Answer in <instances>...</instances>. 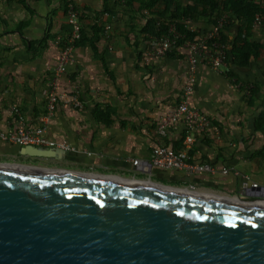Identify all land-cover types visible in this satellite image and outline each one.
<instances>
[{
    "label": "crops",
    "instance_id": "0c3cea01",
    "mask_svg": "<svg viewBox=\"0 0 264 264\" xmlns=\"http://www.w3.org/2000/svg\"><path fill=\"white\" fill-rule=\"evenodd\" d=\"M23 4L33 10L34 14H29ZM64 4V0H0L2 131L9 132L16 128L17 111L21 113L27 126L38 125L43 117L44 102L51 85H55L58 93L68 98L67 93L71 89L69 73L72 67L67 73H56L60 53L57 39L62 38L67 31ZM113 17L114 15L107 14L100 16L103 21ZM47 26V40L40 47H30L28 42H38L44 38L48 32ZM254 29L255 27L252 40L263 46L260 58H264V32L257 34ZM89 30L91 32L90 26L85 24L84 33L88 40L92 37ZM114 42L115 38H112L108 43L109 47L115 46ZM106 45L103 39L98 38L96 56L89 46L90 55L97 61L90 58L80 61L82 87L85 86V80L96 84V79L92 77L94 72L92 76L85 77L86 64L93 65L96 69L99 67L98 73L102 71L108 74L103 69V61L109 72L114 73L115 85L119 86L123 76L125 77V89H131L136 94L135 110L150 120L153 119V127L140 122L136 126L132 123L119 127L116 124L104 126L91 116L93 106H85L86 113L66 112L59 123L51 119L47 124V136L50 139L74 146L77 153L55 151L54 155L36 157L25 154L22 147L0 142V163L144 177L145 174L132 166L131 160L149 161L151 149L159 141L155 132L157 122L164 112L181 101V83L186 74L185 58L178 54L180 58L165 57L162 60L148 61L147 64L151 65L155 73L149 83L142 84L141 78L145 76V72L136 69L140 63L135 54L128 50L107 49ZM258 60H252L248 68L228 67L227 71L234 73L241 82L250 83L249 71ZM77 63L80 64L78 61ZM229 63L231 64L230 61ZM223 68L200 66L193 93L188 99L189 105L206 115L211 124L210 132L198 138L188 150L189 159L193 163L213 166L215 173L162 171L153 168L147 179L193 186L214 193L237 194L245 183L242 177L247 176L250 180L249 187L254 183L264 188V158L253 157L264 146V135L254 132V119L264 109V101L261 102L264 92L253 96L252 103L249 104L242 93L234 92ZM262 71L264 72V68ZM100 75L105 82L103 75ZM95 96L97 95L93 93L92 98ZM80 103L81 107L78 109L83 107L82 101ZM111 118L114 121L115 115ZM128 119L130 121V116ZM183 138L184 127L180 124L170 129L161 141L181 151ZM223 169H235L240 176L223 175Z\"/></svg>",
    "mask_w": 264,
    "mask_h": 264
},
{
    "label": "water",
    "instance_id": "95a60500",
    "mask_svg": "<svg viewBox=\"0 0 264 264\" xmlns=\"http://www.w3.org/2000/svg\"><path fill=\"white\" fill-rule=\"evenodd\" d=\"M0 264H264V188L0 163Z\"/></svg>",
    "mask_w": 264,
    "mask_h": 264
},
{
    "label": "rangeland",
    "instance_id": "374dc122",
    "mask_svg": "<svg viewBox=\"0 0 264 264\" xmlns=\"http://www.w3.org/2000/svg\"><path fill=\"white\" fill-rule=\"evenodd\" d=\"M65 1L66 0H64V2ZM72 1L75 3V5L78 8V12L80 14L81 31L83 33L85 31V24L90 26L91 29V32L89 30L90 36H92V28L98 25L97 28H99L100 31L99 34L100 37L98 36V38L103 39L106 42L107 49L111 48V50L112 49L128 50V51H132L133 54H135L136 60L140 63L138 67L136 66V69L137 70L141 69L144 70L145 72L144 73L145 76L141 78L142 84H144L145 82L149 83L155 73L154 70L151 69V65L147 64L148 61L155 59L162 60L163 58H165L164 51H162L163 48L162 44L164 38L166 39L167 43L170 44V47L173 46L172 39L178 40L180 38L174 30V25L176 24L182 25L187 30L197 33L198 36L195 38L193 42H188L179 46L178 48L172 47V49H170V51L175 50L177 54L182 55L185 58V60L183 61L186 62V68H185L186 74L183 83H181L183 89L182 90V96H183V91L187 83V76L189 73V60H188L189 51L192 46H197V43L201 40L200 38L206 35L207 32L210 30V28L214 26L212 22L207 21V19L205 18H200L196 21H191V20L172 21L169 18V14H167L164 20H160V23L161 24L163 23V26H166L168 28L166 33H162L163 36H167V37H161L159 39H155V38L146 39L147 36H145L141 32V30L145 25L147 12L142 9V6L140 4L134 3L131 8H128L125 6L124 1L121 0L115 10L114 17L111 18L110 20L103 21L100 18V16H102L100 15V11L104 0H72ZM255 2L264 6V0H255ZM181 4L184 7H188L190 9H198L196 5H194L189 1H181ZM225 21L226 19L222 18L221 20H218L216 24L221 25L220 32L222 34L227 35L229 40H231L235 36V28L229 30L225 29V24H226ZM254 27L256 29L257 34L258 32L260 33L264 32V24H261L260 21L256 22L254 24ZM66 34L67 31L65 32L64 36ZM112 38H115V42H114L115 46L113 45V47H109L110 44L108 43ZM252 38L254 39V37ZM89 46H90L89 42L86 41L81 43L79 42L77 45H73V51L69 55V62L67 64V69L65 70V73H67L69 68L72 67V71L69 73L71 89L69 93H67L68 98L63 97L59 93L58 104L50 120L52 119L59 123L61 117L66 116V112L77 113V114L86 113V107L88 106L91 107L94 106L95 104H99L103 108L106 106H110L114 108L115 119L112 125L116 124V126L119 127L125 123H132L134 126H136L137 122H140L142 125H147L148 127L151 126L152 128L154 122L153 119L150 120V118L145 117V115H142V113L140 114V112L135 110L136 107L134 101H136V94H134L131 91V89L128 90L125 89L124 76L120 82V85L117 86L115 85V82L111 80L110 75L105 74L102 71L100 73L97 72L99 67L96 69L94 68L93 65L86 64L85 77L89 75L92 76V72H94L92 77L96 79V84L92 82L87 83V81L85 80L84 81L85 86L82 87V84L80 83L82 64L80 63V61L87 58L97 61L95 57L90 55ZM222 47H223V51L226 53L227 50L229 49V43ZM216 51L217 50H213V53H215ZM194 56H196L199 59V62L197 63V67H196V74L200 66H208L214 68L208 60H205L204 58L205 53L201 52L200 49H198L195 52ZM77 61L80 63L79 65ZM258 61H259L258 63H254L253 68L251 69V71H249L250 79L248 80L251 82L249 83L242 81L243 83H241L242 84L241 87L238 86L239 87L238 92L234 91L235 93H242L243 96L247 98V100L250 98L248 89L252 87L254 88L255 86H257V84H259V87L257 86L258 87L257 95H259V93L264 92V75H263L264 72L262 71V69L264 68V58H260ZM223 64L224 65L221 66L220 68L224 67L223 68V70H225L224 74L227 75L229 72L227 71L229 64V59L227 57L225 59V62H223ZM100 74L103 75L105 82L103 81ZM112 74L114 76L113 72ZM245 85H247V87ZM234 87L235 85H232V88ZM52 88L53 86L51 85L49 92L51 91ZM74 90H78L79 92V99L80 101H82L83 104L82 105L83 107L81 109L74 108V106L70 103L69 94ZM93 93L97 95L95 96V98H92ZM83 95H84V99H83ZM182 96H181V100H182ZM46 101H47V97L45 99L44 106L46 105ZM263 101H264V93L262 94L261 102ZM143 112H145V110H143ZM45 113L46 112L44 107V111L42 115L44 116ZM129 116L131 118L130 121L128 119ZM74 121H76V119ZM150 134H152V132ZM147 177H149V175L145 174L143 178L147 179Z\"/></svg>",
    "mask_w": 264,
    "mask_h": 264
},
{
    "label": "built area",
    "instance_id": "2783aa9c",
    "mask_svg": "<svg viewBox=\"0 0 264 264\" xmlns=\"http://www.w3.org/2000/svg\"><path fill=\"white\" fill-rule=\"evenodd\" d=\"M65 17L67 24V34L63 38L57 39V44L60 46V53L58 65L56 69L57 74H63L69 62V55L73 51V45L80 40L81 37V23L78 8L72 0H66L64 4ZM259 22V19L256 20ZM220 24L214 25L210 28L206 35L197 43V46H192L189 54V73L187 76V83L185 85L182 100L175 106L164 112L163 116L155 126L156 136L159 139L150 152V159L148 162L139 160H131L132 166L136 169L140 168L141 173L145 174L143 170L148 167L162 171H183V172H208L215 173L213 166L193 163L188 156V150L192 148L198 138L206 136L211 130V124L208 118L200 111L189 105L188 99L193 92L196 83V67L199 59L194 56L195 52L200 49L205 53V60H208L214 68L223 66V62L227 54L223 51L222 45L214 42L218 39L220 32ZM173 44H174V40ZM162 51H170L172 47L163 40ZM213 50H217L213 53ZM47 94V101L45 105V115L41 122L35 126H27L22 120L21 113L17 111V125L12 131L5 132L0 130V142L19 147H34L46 150H57L61 152L77 153V149L64 141L52 140L47 136V124L56 110L59 100V93L55 85ZM234 91L238 92L239 87L235 86ZM70 103L74 108H80L79 92L74 90L69 94ZM184 127L183 150L177 151L161 139L167 135V132L177 125ZM223 175H232L234 177L240 176L235 169H223ZM245 183H249V177H242ZM252 187H258L257 184L251 183ZM192 187L193 186H189Z\"/></svg>",
    "mask_w": 264,
    "mask_h": 264
},
{
    "label": "trees",
    "instance_id": "16d2710c",
    "mask_svg": "<svg viewBox=\"0 0 264 264\" xmlns=\"http://www.w3.org/2000/svg\"><path fill=\"white\" fill-rule=\"evenodd\" d=\"M121 0H104L100 15H114L117 6ZM126 7L131 8L134 3H138L142 6V9L147 12L146 22L141 32L148 38L159 39L163 36L162 33H166L167 27L160 23V20H164L167 14L172 21L191 20L196 21L200 18H205L207 21L217 25L216 22L222 18L226 19L225 29L229 30L235 28V36L229 40L227 35L219 32L218 39L214 42L224 46L229 43V49L227 50V58L231 62L228 67L232 68H248L251 61L258 60L263 54V46L252 40V31L256 20L259 19L261 24H264V6L255 2V0H122ZM181 1H189L197 6L198 9H190L184 7ZM65 3V2H64ZM24 9L31 15L34 11L27 5L23 4ZM163 8V9H161ZM48 32L38 42H28L30 47L42 46V44L49 37V26H47ZM174 30L180 37L178 40H174L173 48L193 42L198 36L197 33L189 31L182 25H174ZM21 33V31H20ZM100 34L97 26L92 28V37L86 39L85 33L81 31L80 40L75 42L77 45L79 42L88 41L90 49L96 56L98 49L96 43ZM202 39V37L200 38ZM165 57L168 59L180 58L175 50L165 52ZM103 69L110 75L113 82L115 79L113 74L109 72L108 67L102 61ZM264 75V73H263ZM226 78L231 85H237L241 87V82L237 76L231 71L228 72ZM247 87V85H245ZM244 86V87H245ZM242 89V88H240ZM245 89V88H243ZM248 89V88H247ZM249 104L252 103V97L258 93V87L248 89ZM115 115V110L109 106L102 107L99 104H95L91 111L93 119L101 125L109 126L112 124V116ZM254 132L264 135V109L254 119ZM255 158H264V146L253 154Z\"/></svg>",
    "mask_w": 264,
    "mask_h": 264
}]
</instances>
